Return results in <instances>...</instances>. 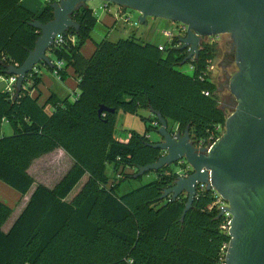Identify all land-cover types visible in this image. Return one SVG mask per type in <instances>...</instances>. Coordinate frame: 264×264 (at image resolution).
Listing matches in <instances>:
<instances>
[{"label":"trees","instance_id":"1","mask_svg":"<svg viewBox=\"0 0 264 264\" xmlns=\"http://www.w3.org/2000/svg\"><path fill=\"white\" fill-rule=\"evenodd\" d=\"M54 1L33 12L21 0H0V76H9L8 65L20 66L34 48L40 31L31 23L50 21ZM72 19L79 28H69L63 42L49 49L52 64L39 62L19 91L16 85L12 93L0 91L2 183L24 196L34 184L28 173L33 160L56 149L73 160L53 188L36 185L6 231L2 226L12 208L0 200V264H222L229 236L212 191H198L182 219L186 194L161 199L176 179L170 165L149 171L154 179L122 194L118 181L109 183L106 172L109 164L113 174L126 178V168L135 174L137 167L163 155L149 144L146 133L132 130L124 140L117 139L118 110L158 111L172 122V131L189 128L196 146L223 133L226 116L209 71L216 42L202 41L197 57L185 60L188 51L179 48L178 37L159 49L132 34L116 41L103 38L86 57L82 48L97 17L85 4ZM56 61L63 63L57 70L60 80L66 79L68 68L73 70L77 94L72 100L55 93L40 100L32 94L41 83L38 69L51 73ZM184 64L190 65L191 74L179 70ZM101 105L115 112L99 115ZM156 120L154 116L151 123ZM3 124L11 134L3 133ZM85 175L87 180L68 199Z\"/></svg>","mask_w":264,"mask_h":264},{"label":"water","instance_id":"2","mask_svg":"<svg viewBox=\"0 0 264 264\" xmlns=\"http://www.w3.org/2000/svg\"><path fill=\"white\" fill-rule=\"evenodd\" d=\"M88 1L93 0H58L50 5V21L31 23L40 31L34 48L20 66L11 64L6 70L17 76V91L39 62L52 64L48 51L55 36L69 28L78 30L72 14ZM102 1L137 11L141 23L147 17H157L185 25V33L178 36L179 48L188 51L185 60L197 57L203 38L230 36L236 71L228 88L236 105L225 119L223 133L208 148L198 147L189 128L181 133L176 127L174 134L161 113L150 109L159 123L160 139L149 144L161 149L163 155L137 167L133 177L184 160L191 172L177 176L161 199L169 196L175 200L186 194L183 219L192 207L198 184H204L207 192L214 190L228 204L221 210L231 214L225 264H264V0ZM104 111L113 113L115 109L101 105L98 114Z\"/></svg>","mask_w":264,"mask_h":264},{"label":"rangeland","instance_id":"3","mask_svg":"<svg viewBox=\"0 0 264 264\" xmlns=\"http://www.w3.org/2000/svg\"><path fill=\"white\" fill-rule=\"evenodd\" d=\"M21 2L27 9L37 12L40 8H43L45 0H21ZM86 5L93 9L94 14L97 17V23L93 28L91 38L84 44L85 53L87 55L89 54V51H91L94 43L103 38L116 41L120 38H127L134 34L135 37L140 38L143 41L165 44L167 42V38L164 36V32L172 31L174 35L178 36V27H180V24L177 22L163 18L147 17L145 22L141 23L138 20L139 13L137 11L129 8H119L120 14L129 17L130 19L129 23H125L123 20H115L117 17L115 13L118 7L117 5L110 4L104 7V2L102 0L88 1L86 2ZM111 25H113V29L110 28ZM129 30L132 31L128 34ZM212 42H216L217 52L209 67L210 78L217 87L219 106L227 117L234 110L236 105L235 100L232 105L226 104L232 96L228 88V81L230 76L236 71L234 50L229 52L231 38L228 34L215 36ZM92 53L93 52H90L89 56ZM179 70L187 74L192 73V68L189 64L180 66ZM41 71L46 72L47 70L41 67ZM225 75H228L227 81L224 79ZM1 89L2 88L0 87V91ZM32 94H35V91H33ZM75 95L76 93H72L71 96H69V99H74ZM232 98L234 97L232 96ZM223 99L225 100L223 101ZM152 120H154V115L149 110L144 108L139 110L138 114H131L118 110L115 117L114 135L117 139L124 140L128 137L129 131L133 130L140 134L146 133L151 142H156L160 139V136L157 133V129H154L155 127H151ZM158 127L159 126H157V128ZM168 128H173L172 122L170 121L168 122ZM2 131L6 135L11 134L12 132L7 124H3ZM57 150L58 149L33 160L28 168V173L34 179V184L24 196H21L19 192L13 190L0 181V200L12 208V213L7 220L8 222L10 219L13 220L20 213L26 204L25 202H27V198L30 197L37 184H44L47 187L53 188L62 179L63 175H65L71 168L73 165L72 158L62 149L60 150H62L63 153L57 152ZM170 166L175 169L174 164ZM106 172L110 176L109 183L112 182L113 179L118 181V192L120 194L125 193L132 188H136L141 184L147 183L155 177L154 172H149L147 175H143L141 178L135 179L133 177L134 170L126 168L125 172L127 177L121 178V176L112 173L111 165L109 164L106 166ZM131 176L133 178H131ZM86 180L87 175L81 178V180L71 190L67 198H72L79 191L80 187ZM6 225L4 224L2 228L5 229Z\"/></svg>","mask_w":264,"mask_h":264},{"label":"built area","instance_id":"4","mask_svg":"<svg viewBox=\"0 0 264 264\" xmlns=\"http://www.w3.org/2000/svg\"><path fill=\"white\" fill-rule=\"evenodd\" d=\"M50 1L51 0H45L44 5L49 3ZM57 1L58 0H56L54 2H57ZM54 2H52V3H54ZM106 6H108V4L104 3V7H106ZM119 8H121V7L118 6L117 10L115 12L116 15H117L115 20H123V22L129 23L130 22L129 17L121 15L120 11H119ZM185 31H186V26L183 25V24H180V27H178V36L183 35L185 33ZM164 36L167 38V42L168 43H170V41H172L173 37H178V36L174 35V33L172 31L171 32H164ZM214 37L215 36L205 37V38L202 39V41L212 42ZM62 42H63V34L62 35L61 34L56 35L55 38H54V42H53L52 46L50 47V49L52 47H54V46H58ZM179 45H180V43H179ZM158 47H159V49H163V44H160ZM55 65H56L57 69H54L51 73L54 76H56L57 78H59L57 70H58V68H61L63 66V63L61 61H56ZM35 70L37 71L36 68H35ZM0 79H1V82L3 83V90L2 91H7V92L12 93L15 90V85H16V81H17V76L16 75H9V76H6V77L0 76ZM205 94H208V92H205ZM152 124L154 126H159V123H158L157 120L154 121V123H152ZM173 133L175 134V130H173ZM215 140H211V141L207 142L206 144L202 143L198 147L204 146V147L208 148ZM174 167H175V169L174 168H172V169H173V171H175L176 177L177 176L186 177L191 172V167L184 160H179L176 163H174ZM198 191H205V185L204 184H198L197 185V192ZM212 194H213V197H214L213 205L218 208L219 212L222 211L221 208H220L221 206H222V208L228 207L227 202L223 201V199L220 197V195L217 192L212 190ZM221 217L223 218L222 228L224 230L228 231L229 223H230V220H231L230 212L227 211L226 209L223 210ZM222 264H225L224 260H223Z\"/></svg>","mask_w":264,"mask_h":264},{"label":"crops","instance_id":"5","mask_svg":"<svg viewBox=\"0 0 264 264\" xmlns=\"http://www.w3.org/2000/svg\"><path fill=\"white\" fill-rule=\"evenodd\" d=\"M110 28L113 29L114 28L113 25H111ZM131 31L132 30H129L128 31V34H129V32L131 33ZM145 42L155 43V42H151V41H145ZM155 44L160 45L162 43H155ZM93 48H95L94 45H93L91 51H89V54H90V52H93L94 51ZM82 52H83V54L85 56H89V54L87 55L85 53V46H83ZM43 68H45V67H43ZM38 71L41 74V83L39 84L38 89H35V95H40V100H44L50 93H55L60 98L69 97V96H71L72 93H74V94L76 93L77 94V80H76V78H75V76L73 74V70L71 68H68L67 69V74L68 75H67V77H66L65 80H60L59 78H57L56 76H54L49 71L42 72L41 71V68H39ZM0 87L2 88L1 89V91H2L3 90V83L1 82V79H0ZM57 152L63 153V151L60 150V149H58ZM28 199L29 198H27L26 201H28ZM14 219L13 220L10 219L9 222L7 221L6 222L7 225L5 223L6 226H5V229L3 228L4 231H6L10 227V225L12 224V222L14 221Z\"/></svg>","mask_w":264,"mask_h":264},{"label":"flooded vegetation","instance_id":"6","mask_svg":"<svg viewBox=\"0 0 264 264\" xmlns=\"http://www.w3.org/2000/svg\"><path fill=\"white\" fill-rule=\"evenodd\" d=\"M232 50H233V43H232V40H231V43L229 45V52H231ZM224 79H225V81H227L228 80V75H225ZM234 100L235 99L232 98V96H231V98L227 101L228 103H226V104L232 105Z\"/></svg>","mask_w":264,"mask_h":264}]
</instances>
